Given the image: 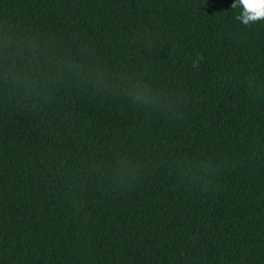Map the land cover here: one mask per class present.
Listing matches in <instances>:
<instances>
[{
  "label": "trees",
  "instance_id": "16d2710c",
  "mask_svg": "<svg viewBox=\"0 0 264 264\" xmlns=\"http://www.w3.org/2000/svg\"><path fill=\"white\" fill-rule=\"evenodd\" d=\"M235 0H0V264H264V20Z\"/></svg>",
  "mask_w": 264,
  "mask_h": 264
},
{
  "label": "clouds",
  "instance_id": "9594fccd",
  "mask_svg": "<svg viewBox=\"0 0 264 264\" xmlns=\"http://www.w3.org/2000/svg\"><path fill=\"white\" fill-rule=\"evenodd\" d=\"M232 8H242L236 19L244 25L264 20V0H235Z\"/></svg>",
  "mask_w": 264,
  "mask_h": 264
}]
</instances>
